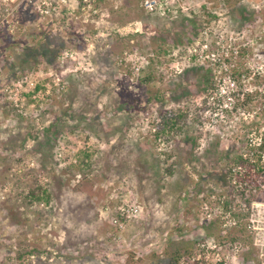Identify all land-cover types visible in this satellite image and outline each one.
Returning a JSON list of instances; mask_svg holds the SVG:
<instances>
[{"label": "rangeland", "instance_id": "rangeland-1", "mask_svg": "<svg viewBox=\"0 0 264 264\" xmlns=\"http://www.w3.org/2000/svg\"><path fill=\"white\" fill-rule=\"evenodd\" d=\"M145 2L0 0V264H264V0Z\"/></svg>", "mask_w": 264, "mask_h": 264}, {"label": "trees", "instance_id": "trees-1", "mask_svg": "<svg viewBox=\"0 0 264 264\" xmlns=\"http://www.w3.org/2000/svg\"><path fill=\"white\" fill-rule=\"evenodd\" d=\"M146 79L150 80L151 77L147 76ZM167 123L165 122V124ZM244 145L240 147V150L237 149L232 154L230 153L232 150L226 153L225 157L228 159L226 180H236L239 183L259 185V179L264 177V136L261 138L259 145L250 144L249 142ZM87 156L89 155L87 154ZM83 162L85 163V161ZM43 191L40 193L32 191L31 195L39 200L48 198L49 193L46 190ZM225 205V208L228 207V203ZM181 257V254L177 253L174 257V264H179ZM135 260L134 257H131L127 262L131 263Z\"/></svg>", "mask_w": 264, "mask_h": 264}, {"label": "built area", "instance_id": "built-area-1", "mask_svg": "<svg viewBox=\"0 0 264 264\" xmlns=\"http://www.w3.org/2000/svg\"><path fill=\"white\" fill-rule=\"evenodd\" d=\"M157 4H158L157 0H146V2H145V5L148 6V7H151V8H153ZM205 45L207 46L208 44H205ZM211 55L215 58V53H212ZM142 59H143V60H141L142 62L139 65H137V67H136V73L140 72L141 68L143 67L142 63H147L148 62V59L145 56H143ZM177 63H179V62H177Z\"/></svg>", "mask_w": 264, "mask_h": 264}]
</instances>
